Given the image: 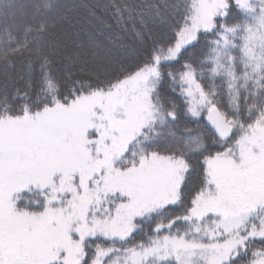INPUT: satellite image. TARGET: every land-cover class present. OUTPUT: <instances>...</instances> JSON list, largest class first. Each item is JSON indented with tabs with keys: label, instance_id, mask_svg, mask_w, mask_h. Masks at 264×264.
Returning a JSON list of instances; mask_svg holds the SVG:
<instances>
[{
	"label": "snow or ice",
	"instance_id": "snow-or-ice-1",
	"mask_svg": "<svg viewBox=\"0 0 264 264\" xmlns=\"http://www.w3.org/2000/svg\"><path fill=\"white\" fill-rule=\"evenodd\" d=\"M0 264H264V0H0Z\"/></svg>",
	"mask_w": 264,
	"mask_h": 264
},
{
	"label": "trees",
	"instance_id": "trees-1",
	"mask_svg": "<svg viewBox=\"0 0 264 264\" xmlns=\"http://www.w3.org/2000/svg\"><path fill=\"white\" fill-rule=\"evenodd\" d=\"M89 2L94 3L95 0H89ZM77 19H79V20H81L83 22L84 21L83 14H81L79 17H77ZM117 34L120 35L123 38L124 42H126V43H131L132 42V38H131L130 34L119 33L118 29H115L113 34H112V36H111V41H113L114 43L110 42L109 35L106 33L102 37V39L104 41L105 46L108 47V48H112L113 52H117L118 51V49L115 47V45H118L120 43V40L117 39Z\"/></svg>",
	"mask_w": 264,
	"mask_h": 264
}]
</instances>
